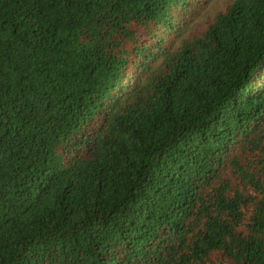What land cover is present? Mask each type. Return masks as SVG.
<instances>
[{"label":"trees","instance_id":"16d2710c","mask_svg":"<svg viewBox=\"0 0 264 264\" xmlns=\"http://www.w3.org/2000/svg\"><path fill=\"white\" fill-rule=\"evenodd\" d=\"M0 0V264H264V0Z\"/></svg>","mask_w":264,"mask_h":264},{"label":"rangeland","instance_id":"374dc122","mask_svg":"<svg viewBox=\"0 0 264 264\" xmlns=\"http://www.w3.org/2000/svg\"><path fill=\"white\" fill-rule=\"evenodd\" d=\"M230 1L231 0H211V2L203 11L204 14L189 23L187 34L195 32L199 29H203V27L208 23V21L212 19L219 10H222L224 7H226L230 3Z\"/></svg>","mask_w":264,"mask_h":264},{"label":"clouds","instance_id":"9594fccd","mask_svg":"<svg viewBox=\"0 0 264 264\" xmlns=\"http://www.w3.org/2000/svg\"><path fill=\"white\" fill-rule=\"evenodd\" d=\"M231 2H232V0L230 1V3H231ZM230 3H229V4H230ZM229 4H228V5H229ZM228 5H227V6H228ZM227 6H226V7H227Z\"/></svg>","mask_w":264,"mask_h":264}]
</instances>
